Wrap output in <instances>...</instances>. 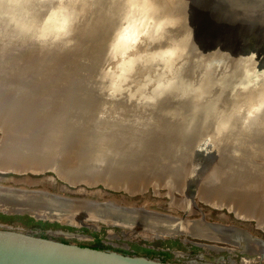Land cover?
I'll list each match as a JSON object with an SVG mask.
<instances>
[{"label": "water", "instance_id": "water-1", "mask_svg": "<svg viewBox=\"0 0 264 264\" xmlns=\"http://www.w3.org/2000/svg\"><path fill=\"white\" fill-rule=\"evenodd\" d=\"M0 174L182 211L0 184L8 217L237 244L201 204L264 233V0H0ZM0 264L178 263L0 224Z\"/></svg>", "mask_w": 264, "mask_h": 264}, {"label": "rangeland", "instance_id": "rangeland-1", "mask_svg": "<svg viewBox=\"0 0 264 264\" xmlns=\"http://www.w3.org/2000/svg\"><path fill=\"white\" fill-rule=\"evenodd\" d=\"M0 184L24 189H43L68 197L94 201L113 200L115 202H120L121 204L129 203L136 206L144 204L148 209L167 213L173 216H181L182 214L181 210L170 206V200L165 191H160L159 195H154L151 191H149L146 194L135 198H130L124 194L106 192L101 188L83 189V193H79L78 191L81 190L80 188L72 189L62 184L49 174L30 177L0 174ZM177 198L180 197L177 195ZM199 207L202 208L208 222L239 228L241 231L248 234L249 237L262 243L261 250L252 252L243 248L239 245L240 243L231 245L215 241H197L190 238H187L185 242H181V239L148 241L143 240L142 238L127 237L129 234L127 231L116 228L108 229L111 233V235H108L105 232L107 228L102 226L97 227V229L95 228L96 230L93 231H90L88 228L73 229L65 227L68 229V234L65 233L67 235L57 234L55 236H45L39 232H35V230L39 228V226H36L35 224L39 222H36L28 217H8L2 214L0 215L11 218V220L7 219L6 221H2L0 219V224L9 225L12 228H21L23 232L37 236L51 237L52 239L65 243H72L95 249L110 250L126 255L158 259L163 262H174L178 264H264V233L256 230L254 225L251 223L236 221L232 215L225 211L212 210L201 204H199ZM198 216L199 215L194 214L191 217L198 218ZM30 221H33L34 224L30 223ZM42 223L46 226H40V230H44L43 228L47 227L59 230L58 228L62 227L55 223ZM54 232L56 233L57 231ZM107 236L108 238L106 239L105 237ZM109 244L115 246L112 247ZM125 248L128 251H124Z\"/></svg>", "mask_w": 264, "mask_h": 264}, {"label": "bare ground", "instance_id": "bare-ground-1", "mask_svg": "<svg viewBox=\"0 0 264 264\" xmlns=\"http://www.w3.org/2000/svg\"><path fill=\"white\" fill-rule=\"evenodd\" d=\"M78 192L83 193V190H79ZM91 193H93V192H91ZM32 200L33 199H31V201ZM180 204L181 203L178 201V199H175L174 202L172 203V206L175 207V206H179ZM49 206H51V205H49ZM126 206L134 207V204H132V205L126 204ZM212 229L213 230H211V227H209V228L205 227V235L216 238V239L223 241V242L229 241V242L240 243L239 245H241L243 248L247 249L248 251L250 250L252 252L253 251L254 252L260 251L262 248L261 247L262 243H260L257 240L249 237L248 234H246L245 232H243L241 230L230 231L228 229H220V228H212ZM154 236H160V235L155 234ZM139 237H141L143 239L151 240V237H153V236L142 233V234H139Z\"/></svg>", "mask_w": 264, "mask_h": 264}, {"label": "flooded vegetation", "instance_id": "flooded-vegetation-1", "mask_svg": "<svg viewBox=\"0 0 264 264\" xmlns=\"http://www.w3.org/2000/svg\"><path fill=\"white\" fill-rule=\"evenodd\" d=\"M52 181H53V180H52ZM36 226H38V225H36ZM39 228H40V226H39ZM39 228H38V229H39ZM57 228H58V227H57ZM38 229H36V230L34 229L35 232H36V233L39 232L40 234H43V235H45V236H48V235L52 236L50 233H52L53 236H55V235L58 234L59 231H60L59 233H61V234H65V233H67V231H68V229L65 228V227H59V228H58L59 230H57V229L54 230V229H51V228H48V227H47V228H43L44 230H40V229L38 230ZM34 230H33V231H34ZM63 230H64V231H63ZM41 231H42V232H41ZM54 231H57V232H56L57 234H56ZM63 232H64V233H63ZM105 232H106V234L111 235V233L109 232L108 229H106ZM67 234H68V233H67ZM67 234H66V235H67ZM42 237H44V236H42ZM105 238L107 239L108 236L105 237ZM181 242H182V241H181ZM181 242H180V243H181ZM109 245L112 246V247L115 246V245H111V244H109ZM198 247H200V246H198ZM204 247H205V246H204ZM150 249H151V248H150ZM167 250H168V249H167ZM124 251H128V250L125 248ZM173 255H174V254H173ZM175 256H177V255H175Z\"/></svg>", "mask_w": 264, "mask_h": 264}, {"label": "trees", "instance_id": "trees-1", "mask_svg": "<svg viewBox=\"0 0 264 264\" xmlns=\"http://www.w3.org/2000/svg\"><path fill=\"white\" fill-rule=\"evenodd\" d=\"M0 219L2 220V221H6L7 219L8 220H11V218H8V217H4V216H2V215H0ZM30 223H33L34 224V222L33 221H30ZM29 225H31V224H29ZM35 225H38V226H41V227H44V226H46L44 223H42V222H39V223H37V224H35Z\"/></svg>", "mask_w": 264, "mask_h": 264}]
</instances>
